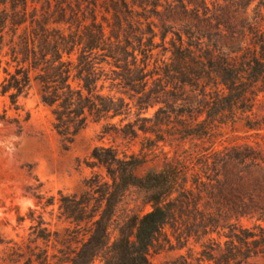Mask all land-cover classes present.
Wrapping results in <instances>:
<instances>
[{"label": "trees", "instance_id": "obj_1", "mask_svg": "<svg viewBox=\"0 0 264 264\" xmlns=\"http://www.w3.org/2000/svg\"><path fill=\"white\" fill-rule=\"evenodd\" d=\"M53 1L58 9L55 14L43 7L39 10L36 2L30 5L29 0H0V7H4L0 8V47H8L9 57L0 93L8 95L18 110L20 98L28 95L35 82L42 103L53 109L54 129L65 144L74 142L89 119L98 122L124 115L125 100L101 94L104 86L99 83L105 70L98 66L102 63L115 69L111 70L115 78H105L104 83L118 82L122 95L140 96L141 111L152 103L165 104L162 101L169 85L174 90L189 88V92L196 93L200 98L198 108L192 103L188 113L193 117L199 112L206 118L192 121L185 134L199 138L214 134L217 118L233 119L237 111L251 112L256 89L264 87V20L259 16L246 20L243 28H234L215 7L210 9L207 0H80L84 4L75 6L74 0ZM163 2L168 5L164 10L180 11L181 20L170 18L166 22L159 11ZM45 4L51 7L49 1ZM84 5L88 10L95 9L89 24ZM98 6L110 16L103 18L104 23H98ZM149 14L162 24L164 46L168 34L173 35L171 64L153 70L150 65L157 37L154 26L159 27ZM154 77H158L153 83L159 82V90L149 86ZM163 114L165 111L160 109L156 119ZM139 121L150 122L146 118ZM115 131L118 134V128ZM140 131L148 133L146 128ZM91 157L106 169L112 184L93 180L91 198L61 196V216L77 227L85 224L83 231L72 232H83L82 239L62 242L66 249L60 254L70 256L68 264H95L98 259L102 264H153L150 252L165 227L180 225L183 217L188 223L180 226L186 228L188 239L200 241L202 234L217 232L226 242L224 247L219 243L217 249L203 246L204 255L196 263L180 256L168 264H206L205 255L215 264H247L253 258L264 257L262 151L251 146L213 149L201 156L197 166L166 163L143 175L138 172L147 163L140 162L135 154L119 157L114 150L101 147L95 148ZM190 177L193 182L189 186ZM130 187L150 193L152 211L135 224L132 220L126 223L112 242L109 231L114 203ZM176 194L179 196L174 198ZM203 198L207 204L201 209ZM196 215H201L199 222ZM245 220L253 222L252 227L244 226ZM43 225L39 217L35 233L37 239L48 240L51 233L47 234ZM74 244L77 247L71 250Z\"/></svg>", "mask_w": 264, "mask_h": 264}, {"label": "rangeland", "instance_id": "obj_2", "mask_svg": "<svg viewBox=\"0 0 264 264\" xmlns=\"http://www.w3.org/2000/svg\"><path fill=\"white\" fill-rule=\"evenodd\" d=\"M51 3V7L45 4ZM175 0H169L173 3ZM38 9L45 8L55 14L58 10L53 0H29ZM39 4L37 5V3ZM210 9L215 7L218 14L229 22L234 28H243L246 20L259 16L264 20V0H207ZM84 4L74 0L73 5ZM177 4V3H175ZM163 12L166 22L173 18L181 20V12L170 13L164 8L168 5L163 2ZM9 7V6H8ZM91 7V6H90ZM0 8H4L3 5ZM88 24L91 14L95 10H88L83 6ZM141 12V10L139 9ZM98 23H104L103 18L108 17L104 8L98 6L95 11ZM152 21L159 28L155 29V49L152 52L150 70L156 66L171 64L170 41L173 38L168 34L166 45H163L161 22L155 15L149 14ZM144 22V21H142ZM143 32H147L144 22ZM180 29L177 27L176 30ZM134 41V40H132ZM146 42V40L144 39ZM7 43L5 41L4 45ZM137 47V43H135ZM167 48V49H165ZM133 52V49L130 48ZM8 47L1 50L0 84L6 77L4 68L7 67L6 57ZM132 61V58L129 59ZM105 70L103 80L99 86H104L101 93L105 97H113L116 101L125 100L124 115L111 119L104 118L98 122L89 119L86 128L75 138L72 144H65L54 129L53 109L42 103L38 87L32 81L31 88L26 97L20 98L18 110L10 102L8 95L0 93V264H68L69 255L60 254L64 240L70 238L82 239L83 232L72 235L77 229L84 230L85 224L80 227L61 216V196L85 195L94 197L93 180L101 184L109 182L111 178L102 166L92 159L95 148L112 149L118 153L129 156L135 154L140 162H146L138 174L143 175L153 170L155 166L162 167L166 163L200 164L201 156L210 154L213 149L223 150L232 146H251L264 154V87L256 89L254 106L251 112L237 111L235 117L221 116L214 122V134L208 138L188 136L185 132L192 121L200 122L206 118L195 112L193 117L189 114L190 105L197 104L200 98L196 93L174 90L169 85V93L163 97L164 103H152L151 107L141 111L138 107L140 96L122 95L118 82L107 81L114 79L111 70H115L107 63L98 66ZM13 72V69H11ZM107 75V76H106ZM106 76V77H105ZM158 77L150 80L149 86L159 90V82L153 83ZM129 104V106H127ZM155 104V105H154ZM163 109L165 114L156 119V113ZM144 118L150 122L139 121ZM130 124V127L126 125ZM115 128H118L115 131ZM140 128H146L143 133ZM197 132L201 129L195 128ZM189 186L193 178H189ZM150 193L146 190L130 187L121 193L114 203V213L110 223V238L115 241L126 223L136 220L152 211ZM179 194L174 195L177 198ZM38 197L42 198L39 200ZM96 197V196H95ZM204 197V195H203ZM94 204V202H92ZM207 204L206 199L200 201V207ZM184 211V215H185ZM39 217L42 218L51 233L48 240L37 239L35 228ZM198 222L201 215H196ZM194 218V219H196ZM183 217L180 225L188 223ZM244 226L252 227L253 222L243 221ZM177 224H170L164 229L163 235L155 243L150 252L153 264H168L184 256L196 259L202 258L203 246L217 249L219 243L224 247L226 239L216 233L201 236L200 241L187 238L186 228ZM201 230V229H200ZM201 232V231H200ZM222 235V234H221ZM77 245H72L71 250ZM216 255V254H215ZM21 256V257H19ZM206 264H215L207 261ZM95 264H102L96 260ZM247 264H264V257L251 259Z\"/></svg>", "mask_w": 264, "mask_h": 264}]
</instances>
